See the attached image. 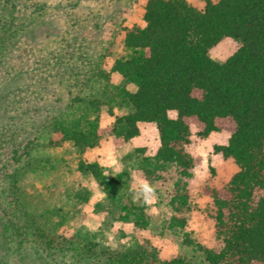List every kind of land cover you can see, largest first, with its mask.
<instances>
[{"label": "trees", "instance_id": "trees-1", "mask_svg": "<svg viewBox=\"0 0 264 264\" xmlns=\"http://www.w3.org/2000/svg\"><path fill=\"white\" fill-rule=\"evenodd\" d=\"M54 1L0 0V75L23 38L34 35L56 7ZM143 21L125 29L126 55L116 58L109 71L96 69L85 77L88 83L94 76L109 81L114 73L121 75L119 95L130 111L102 128L101 106L109 102L74 96L71 105L85 103L95 117L84 124L53 116L48 125L60 135L57 143L71 142L83 153L105 134L121 146L140 135V123L154 124L160 143L154 155L138 149L140 168L153 183L172 176L167 204L173 230L187 224L189 184L203 163L202 156L188 150L192 126L201 139L228 131V142L214 144L213 151L232 159L238 170L222 187L203 186L212 199L208 215L214 220L215 244L206 246L186 233L185 244L202 256L198 262L182 254L162 259L149 240L136 247L104 248L91 239L51 233L34 219L24 227L4 224V229L14 230L21 247L30 239L36 253L53 259L70 253L79 264H264V0H205L202 8L188 0H146ZM226 38L238 48L221 62L211 50ZM42 57L49 66L50 56ZM23 152L30 156V150ZM79 168L109 183L97 161L81 160ZM18 177L13 175L16 189ZM117 217L138 229L149 226L144 207L132 200H120Z\"/></svg>", "mask_w": 264, "mask_h": 264}, {"label": "rangeland", "instance_id": "rangeland-1", "mask_svg": "<svg viewBox=\"0 0 264 264\" xmlns=\"http://www.w3.org/2000/svg\"><path fill=\"white\" fill-rule=\"evenodd\" d=\"M188 1L200 8L205 4V0ZM145 3L146 0H55L56 7L50 15L36 26L34 35L23 38L3 66L0 264H79L70 253L55 259L36 253L30 239L24 240L21 247L14 230L4 229V224L24 227L32 219L51 233L91 239L104 248L136 247L149 240L162 259L182 254L201 261L200 253L185 244L186 233L206 246L215 244L214 220L208 215L212 199L203 193V186L222 187L238 170L232 159L213 151L214 144L228 142V131L201 139L192 126L188 150L202 156L203 163L189 184L187 224L173 230V212L167 204L172 176L166 175L165 182L153 183L145 179L140 168L143 153L138 149L144 148L146 156L154 155L160 143L154 124L140 123V135L121 146H116L113 136L105 134L98 146L83 153L71 142L57 143L61 137L48 125L53 116L84 124L95 117L87 104L71 105L74 96L109 102L101 106L102 128L130 111L119 95L124 84L121 75L114 73L109 81L94 76L88 83L85 77L96 69L109 71L116 58L126 55L125 29L144 24ZM237 48L234 39L226 38L213 47L211 56L222 62ZM43 55L51 58L47 67L42 64L46 62ZM127 87L136 89L133 84ZM25 148L30 150L28 158L24 156ZM81 160L97 161L109 183L80 170ZM122 172L127 175L117 181ZM15 173L19 174L18 189L13 184ZM122 199L144 207L149 217L147 229L118 219Z\"/></svg>", "mask_w": 264, "mask_h": 264}]
</instances>
